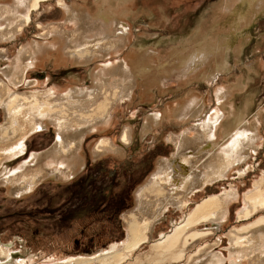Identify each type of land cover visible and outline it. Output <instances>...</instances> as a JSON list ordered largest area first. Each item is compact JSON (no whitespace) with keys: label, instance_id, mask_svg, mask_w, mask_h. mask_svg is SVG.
<instances>
[{"label":"rangeland","instance_id":"1","mask_svg":"<svg viewBox=\"0 0 264 264\" xmlns=\"http://www.w3.org/2000/svg\"><path fill=\"white\" fill-rule=\"evenodd\" d=\"M7 1L0 0V4ZM59 1L51 0L43 4L41 10L34 13L32 22L13 40L4 42L0 39V80L7 81L4 71L22 47L34 42L45 47L40 55L41 61L29 69L25 82L19 87L21 93L52 90L56 96L62 97L72 88L92 92L96 72L123 60L132 63L139 51H154L159 63L168 65L172 54L181 52L189 56L199 48L206 49L210 39L214 41L212 39L216 37L218 43L210 41L211 47H222V41H226L227 47L219 49L209 64L188 76L178 77L174 72L160 69L159 82L146 88L147 91L140 85L136 87L129 99L113 105L112 118L107 126L87 133L80 151L81 163L76 165L69 178L47 177L30 192L12 195L10 189L14 185H8L5 177L13 176L17 168H23L17 173L27 174L28 169L32 167V170L36 164L32 158L43 155L58 140L57 128L53 125L36 134L31 132L26 138L28 149L24 155L0 160V246L10 254L15 264H71L67 262L109 250L112 245L121 247L126 240L124 221L132 212L142 208L138 205L139 197L143 195L141 191L150 186L148 182L158 172L159 164L181 160L180 155H176L178 138L187 132L193 138L197 125L203 124L216 111L221 90H230L232 95L230 104L226 105L224 125L227 127L234 122L235 119L232 117V120L229 115L233 110L238 112L237 115L245 112L244 118L249 122L257 120L260 127L257 152H251L241 165L233 166L225 177L207 183L191 195L186 196L183 190L176 191L170 184L165 185V192L160 196L146 191L143 199L146 203L152 199L148 204L154 205L153 211L156 204H166L171 197L173 201L156 216L149 243L123 263L153 264L154 260L148 258V261L146 256L155 241L171 233L203 200L231 193L233 198H230L227 214L222 220L204 223L191 230H209L212 234L190 241L188 251L181 259H167L162 263L202 264L219 253L224 258L222 264H230V231L264 216L263 210L247 221L238 220L245 207V196L254 190V184L264 172V0H125L123 6H119L117 0H106L105 7L117 8L119 18L130 26L128 45L105 59L96 58L82 65L62 61L67 56H62L61 52H64L60 43H55L53 37L42 35L44 28L39 25L45 28L56 25L58 29H67L68 33L74 31L72 24H66L67 14ZM62 1L67 6L87 8L92 14L103 3V0ZM254 2L257 4L254 5ZM229 4H232L231 11L226 7ZM239 17H242L241 20ZM46 47H51L53 52L50 48L46 51ZM45 51H49L46 57ZM239 82L243 83L244 89L237 91L235 87ZM195 97L205 102L201 116L193 119L177 117L174 109L187 105ZM156 113L162 115L161 123L144 133L147 118ZM4 117V109L0 107V125L5 124ZM126 130L130 132L128 144L122 142ZM102 139L113 140L114 148L119 152L97 157L96 145ZM222 141L221 138L218 145ZM215 148L210 155L193 163L198 166L205 159H210L211 153L218 154L219 149ZM184 155L188 158L191 153ZM22 184L18 182L15 186ZM181 200L187 202L186 206L178 205Z\"/></svg>","mask_w":264,"mask_h":264},{"label":"bare ground","instance_id":"2","mask_svg":"<svg viewBox=\"0 0 264 264\" xmlns=\"http://www.w3.org/2000/svg\"><path fill=\"white\" fill-rule=\"evenodd\" d=\"M50 1L8 0L6 3L0 4V39L4 42L13 40L24 27L32 22L34 13L41 10V6ZM104 1L107 3L106 0H103L102 6L98 8L95 14L82 6H67L62 0L59 1L58 4L65 9L67 14L66 24L69 23L74 26V31L71 33H68L65 28L58 29L59 26L56 25H52L51 28L39 25L40 28H44L42 34L44 37H53L55 43H60V49L64 52H61L62 56H67V59H62V61L68 60L76 65H82L96 58L105 59L113 52L120 49L122 51V48L128 45L130 26L125 20L119 18L117 8H106ZM117 1L119 6H123L125 0ZM233 1L236 2L237 0ZM256 4L254 2V5ZM231 5H226L227 10L232 8ZM233 5H236V3ZM239 18L241 20L242 17ZM239 23L240 21L237 22V25ZM216 38L212 39L214 41H211V39L210 41L215 43L217 42L215 41ZM210 41L208 42L209 46ZM38 43L34 42L32 45L22 47L16 58L11 62L10 67L4 71L7 81L0 80V107L4 109V120L6 119L5 124L0 125V160L22 156L27 136L43 130L49 125L57 128L58 140L55 146L51 147L50 150L48 149L43 155L32 158L36 164L31 165L35 164L32 170H30L31 166H29L30 169L25 167V171L29 170L27 174L20 173L23 168H17L16 171L20 172L15 171L16 173L14 172L13 176L6 178L7 175L5 177L8 185L15 186L18 182H23L21 186L11 187L12 195L20 196L30 192L47 177L69 178L76 165L81 163L80 151L87 133L99 129L100 126H107L112 118L113 105L115 106L116 102L125 98L129 99L136 87L140 85L142 89L147 91L146 88L149 89L153 84L159 82L161 78L158 76V71L160 69L174 72L178 77L188 76L202 69L212 58L216 57L215 55L219 53V49H226L227 47L226 41H222V47L219 48L209 47L206 43L207 48L204 47L205 50L199 48L189 56L181 52L180 54H172L168 65H161L155 57L154 51H139L132 63L123 60L112 67L104 68L103 71L99 69L101 71L96 72L94 75L93 82L95 86L93 85L92 92L89 89L72 88L64 96L58 97L52 90L29 94L19 91V87L25 82L29 69L38 65L41 61L40 55H42L45 47ZM53 47L55 48L52 44V49L55 50L56 48ZM49 48L52 51L51 47ZM49 48L46 47V51ZM46 51L45 57L49 54V51ZM210 78L208 76V80ZM162 79L165 81L164 78ZM235 89L237 91L244 89L243 83L239 82ZM231 95L232 91L221 90L217 98L218 107L216 111L203 124L197 125L194 137H189L187 132L178 138L176 142L178 154L176 155H180V161L176 159L169 163L159 164L158 172L148 182L150 186L141 191L143 195L139 197L138 205L142 208L138 207L139 209L132 212L129 219L127 218L124 221L126 240L122 246L111 244L109 250L91 256H81L69 260L67 263L123 264L133 253L149 243L156 216L160 215L166 209V205L171 204L173 201H171V197L166 204L160 201L159 205L154 203L157 206L153 211L152 208L154 207L152 206L154 205H150L152 199L150 198L147 203L143 199L146 191L160 196L165 192V185L170 184L175 187L176 191L183 190L187 193H184L186 196L191 195L196 189L202 188L207 183L225 177L233 166L241 165V163L247 161L251 152H257V140L260 138V127L257 120L249 122L250 120L247 121L244 118L245 112L241 111V114L237 115L238 112L235 113L232 109L233 111L229 115L235 120L230 122L227 127L224 125L227 117L225 113L226 105L230 104L229 98ZM204 104L202 98L195 97L187 105L178 106L174 109V113L181 119L198 118L203 113ZM231 108H233L232 105ZM161 121L162 115L157 113L149 115L144 126V133L149 132ZM223 128H225L224 131ZM221 138L223 140L222 144L218 145ZM129 141L130 132L126 130L122 135V142L128 144ZM113 142V140L102 139L96 145V156L100 157L106 153L119 152L114 148L115 144ZM217 145L218 147H216ZM215 147L219 149V153L215 155L211 153L212 157H209L211 160L205 159L206 161L202 164L200 162L198 166L193 163L195 160L199 162L201 160L199 158L203 159L207 154L210 155ZM186 153H191V156H189L192 158L191 160L184 155ZM230 198L231 193H227L218 197H208L197 204L186 218L173 228L171 233L162 235L159 240L152 244L151 252L146 256V259L148 261L149 259L154 260L156 264H162L167 259L177 261L184 257L190 246V241L212 234L209 230H191L204 223L222 220L227 214V204ZM186 204L187 202L181 200L178 205L182 207ZM263 210L264 172L260 180L254 184V190L245 196V207L239 213L238 220L247 221ZM149 211H151V214ZM229 240V253L232 257L229 260L230 264H243L244 260L246 261L245 264H264V216L230 231ZM10 257V254L0 246V264H15ZM207 259L202 264H222L224 262V258L219 253L213 254Z\"/></svg>","mask_w":264,"mask_h":264},{"label":"flooded vegetation","instance_id":"3","mask_svg":"<svg viewBox=\"0 0 264 264\" xmlns=\"http://www.w3.org/2000/svg\"><path fill=\"white\" fill-rule=\"evenodd\" d=\"M36 133H38V131H36V132H34V134H36ZM31 137V136H30ZM28 139V138H27ZM27 139L25 140V142H24V152H23V154L22 155H24L25 154V151H27V149H28V146L25 144L26 143V141H27ZM26 145V146H25Z\"/></svg>","mask_w":264,"mask_h":264}]
</instances>
